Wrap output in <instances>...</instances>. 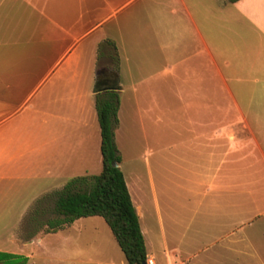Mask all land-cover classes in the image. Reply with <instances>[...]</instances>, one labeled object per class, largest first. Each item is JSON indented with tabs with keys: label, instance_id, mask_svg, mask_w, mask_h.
<instances>
[{
	"label": "crops",
	"instance_id": "0c3cea01",
	"mask_svg": "<svg viewBox=\"0 0 264 264\" xmlns=\"http://www.w3.org/2000/svg\"><path fill=\"white\" fill-rule=\"evenodd\" d=\"M45 84L67 95V110L118 93L116 148L118 138L138 146L135 177L118 167L147 260L264 264V182L256 192L240 153L249 141L264 161V0H0V111L20 110ZM73 122L68 134L62 118L41 127L52 190L74 165L65 142L75 143L73 173L102 170L97 114ZM10 130L0 129V195L2 182L30 177L37 157L32 139ZM31 200L0 197V264L23 261L3 245L31 243L17 240Z\"/></svg>",
	"mask_w": 264,
	"mask_h": 264
},
{
	"label": "rangeland",
	"instance_id": "374dc122",
	"mask_svg": "<svg viewBox=\"0 0 264 264\" xmlns=\"http://www.w3.org/2000/svg\"><path fill=\"white\" fill-rule=\"evenodd\" d=\"M151 33V30L149 31ZM115 53V52H114ZM116 57V56H115ZM114 57V60H115ZM47 84L30 96L27 104L18 111H0L2 112L3 125L0 129H11L10 133L27 139H32L33 149L37 152V157L33 159V171L30 177H20L11 182L1 183L2 194L0 197H9L15 201L27 203L30 202V214L26 221L18 226L17 240H26L31 242L27 246H14L8 243L4 248L12 250L22 256L21 264H127L126 259L119 249L110 229L100 217L81 218L74 221L72 225L64 229L63 233L50 234L44 232L46 219L55 217L53 214L54 196L60 190H52L56 183L52 179L42 176V165L40 162L41 152V127L45 123L50 124L62 118L65 121L66 134L71 129L74 121L83 120L90 122L96 116L95 109L87 101L84 110L62 109V94L51 93L47 91ZM27 95H23L22 98ZM261 113V111H257ZM118 121V117H117ZM118 124V123H117ZM70 129V130H69ZM71 132V131H70ZM66 162H74V165H67L64 169V185L74 176L75 170L79 169L76 160L72 158L75 143L65 142ZM251 142H241V161L242 165H248L255 171V181L259 185L264 182V161L263 156L257 150L254 154ZM260 147L264 153V140H259ZM246 146V148H245ZM117 150L122 162V170L128 181L136 175L138 146L136 142H128L125 139H117ZM99 152V150H98ZM99 154V153H98ZM98 154L95 156L97 162ZM254 154V155H253ZM95 173L99 174L101 164H98ZM73 176V177H72ZM63 185V186H64ZM51 190V191H50ZM43 194V195H41ZM5 195V196H4ZM38 199H35L37 198ZM25 205V204H24ZM22 206L17 205V209ZM40 213H42L40 215ZM27 231V237L24 239V232Z\"/></svg>",
	"mask_w": 264,
	"mask_h": 264
},
{
	"label": "trees",
	"instance_id": "16d2710c",
	"mask_svg": "<svg viewBox=\"0 0 264 264\" xmlns=\"http://www.w3.org/2000/svg\"><path fill=\"white\" fill-rule=\"evenodd\" d=\"M226 1L235 3L238 0ZM94 105L100 128L102 170L98 175L72 178L55 193V217L46 221L44 232L55 233L81 218L100 217L110 229L127 264H143L147 261V252L138 216L123 174L118 166H114L120 163L114 142L119 95L115 90L98 93Z\"/></svg>",
	"mask_w": 264,
	"mask_h": 264
},
{
	"label": "built area",
	"instance_id": "2783aa9c",
	"mask_svg": "<svg viewBox=\"0 0 264 264\" xmlns=\"http://www.w3.org/2000/svg\"><path fill=\"white\" fill-rule=\"evenodd\" d=\"M146 264H153V263H152V261L147 260V261H146Z\"/></svg>",
	"mask_w": 264,
	"mask_h": 264
},
{
	"label": "water",
	"instance_id": "95a60500",
	"mask_svg": "<svg viewBox=\"0 0 264 264\" xmlns=\"http://www.w3.org/2000/svg\"><path fill=\"white\" fill-rule=\"evenodd\" d=\"M114 166H118L117 164H114ZM143 264H146V262L145 263H143Z\"/></svg>",
	"mask_w": 264,
	"mask_h": 264
}]
</instances>
